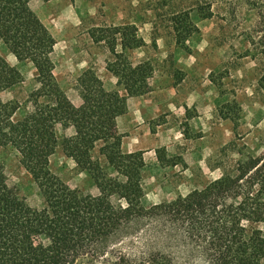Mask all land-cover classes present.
Instances as JSON below:
<instances>
[{
  "label": "trees",
  "instance_id": "16d2710c",
  "mask_svg": "<svg viewBox=\"0 0 264 264\" xmlns=\"http://www.w3.org/2000/svg\"><path fill=\"white\" fill-rule=\"evenodd\" d=\"M32 1L0 0V40L18 63L32 66L37 86L19 118L20 108H8L0 99V147L15 151L43 205L34 215L0 173V264H175L160 251L134 260L107 251L123 232L136 233L144 226H151V236L167 245L181 242L193 247L197 256L191 264H264V235L257 229L264 225V161L247 158L238 162L231 172L191 192L175 206L145 208L142 162L136 153L121 152V139L111 127L114 119L126 113L127 99L143 95L152 77L149 65L132 67L115 51L117 46L122 51L141 46L135 27L112 28L107 36L102 30L98 38L119 61L107 71L124 95L106 90L89 69L77 81L81 106L76 108L56 83L51 60L56 43L31 11ZM218 2L208 0L206 8L198 7V11L212 16ZM223 2L232 20L241 9L254 14V21L241 34L246 56L255 62L264 81V0ZM21 80L19 71L0 55V96ZM64 123L71 124L73 135L63 139L62 152L91 177L98 196L69 188L49 169V159L58 146L55 128ZM96 149L123 181L108 178L92 157ZM110 193L123 205H112L107 199Z\"/></svg>",
  "mask_w": 264,
  "mask_h": 264
},
{
  "label": "rangeland",
  "instance_id": "374dc122",
  "mask_svg": "<svg viewBox=\"0 0 264 264\" xmlns=\"http://www.w3.org/2000/svg\"><path fill=\"white\" fill-rule=\"evenodd\" d=\"M207 3L34 0L30 5L56 43L51 55L54 78L76 108L81 106L77 81L89 69L106 90L124 95L107 71L119 61L111 55L109 45L98 38L102 30L107 36L112 28L135 27L141 46L125 51L117 46L115 51L132 67L149 65L152 77L146 83V92L128 99L126 114L114 119L111 127L121 139V152L136 153L142 162L145 208L175 206L191 192L231 172L238 162L247 158L264 161V81L255 62L246 56L247 45L241 34L254 21V14L241 9L239 17L232 20L225 2L219 0L213 15L207 16L198 11ZM0 55L22 77L18 85L0 96L8 108H20L16 115L19 118L28 96L37 87L34 70L28 63H18L1 40ZM55 133L58 146L49 159L51 173L83 195L98 196L91 177L62 152L63 139L73 135L71 124L57 125ZM92 157L108 178L124 180L106 164L98 149ZM0 173L36 215L42 208V198L11 148L0 147ZM107 199L114 206L123 205L115 194H108ZM145 227L136 233L123 232L107 251H117L133 260L160 251L175 264L195 261L197 252L193 247L181 242L167 245L158 236H151V226ZM257 229L264 235V225Z\"/></svg>",
  "mask_w": 264,
  "mask_h": 264
},
{
  "label": "crops",
  "instance_id": "0c3cea01",
  "mask_svg": "<svg viewBox=\"0 0 264 264\" xmlns=\"http://www.w3.org/2000/svg\"><path fill=\"white\" fill-rule=\"evenodd\" d=\"M33 1H34V0H33ZM33 1H32V2H33ZM32 2H31V3H32ZM31 3H30V5H31ZM30 5H29V6H30ZM131 98H133V97H131ZM128 99H130V98H128ZM128 99H127V101H128ZM126 104H127V102H126ZM127 110H128V106H127ZM126 112H127V111H126ZM125 114H126V113H125ZM125 114H124V115H125ZM124 115H123V116H124ZM123 116H120V117L116 118V120H118L119 118H121V117H123Z\"/></svg>",
  "mask_w": 264,
  "mask_h": 264
}]
</instances>
